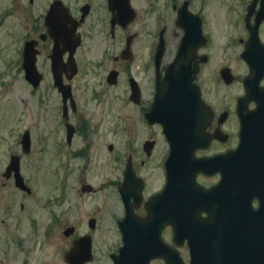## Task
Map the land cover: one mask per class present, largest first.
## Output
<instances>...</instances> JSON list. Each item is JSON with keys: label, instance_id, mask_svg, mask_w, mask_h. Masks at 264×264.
I'll use <instances>...</instances> for the list:
<instances>
[{"label": "flooded vegetation", "instance_id": "flooded-vegetation-1", "mask_svg": "<svg viewBox=\"0 0 264 264\" xmlns=\"http://www.w3.org/2000/svg\"><path fill=\"white\" fill-rule=\"evenodd\" d=\"M222 1L219 4L226 5L223 10L228 18L225 26L226 32L223 36V40H226V45L223 48L227 50L230 47L232 51L236 52L239 60L238 72H235L234 67L231 65H220L217 63L215 52L212 48L213 45L215 47L218 45L217 34L213 29L206 30L209 26V21L211 23V19L207 17L206 20L203 8L207 6L210 10L212 6L216 7L218 3L216 0H198V7L195 5L196 0H146L149 11L157 13L154 20L155 30H149L146 36L145 30L150 28V26L145 24L144 33L141 35L142 38L139 37V33L136 30L131 32L126 30L124 41L127 35L131 36L127 52L123 51L125 47L124 41L122 46L119 47L118 29L122 28L118 25L112 26L110 24L111 11L108 8L107 0H100L98 3L95 0H83L76 5L68 4L65 1L64 3L68 5L69 11L74 18L80 19L83 12H85V17L75 29V39L65 45L61 43L57 46L58 51L55 55H60V62L57 68L56 66L52 67L54 39L50 37L44 25V14L50 2L44 12H37L33 15L32 23L26 26V32L22 37L19 48L18 62L20 64V72L24 74L22 67L23 45L27 40H32L33 48L36 52V69L42 75V81L49 77L51 89L56 92L59 98L60 120L57 125L52 120L47 131V134H50L54 141L55 148L53 149L58 155L60 153L67 154L69 161L83 160V167L81 166L80 173L75 181L76 184L71 183L68 185L67 183L68 190L66 191L64 186L63 208L60 206L61 201L59 199L48 200V204L52 207L51 214L53 219H55L54 221L61 220L64 222L65 227H73L72 234L65 237L68 241V248L71 247L77 237L88 234L87 231H79L78 225L81 223V215H84V212H81L78 203H72L70 191L73 189L78 199L84 194L81 190L82 185L86 183L83 169L87 167L92 157H96L98 153L102 152L104 132L110 134L114 141L121 137L125 141L127 148L128 144L132 145L134 141L139 144L137 148L133 146V151L130 147L131 150L129 148L128 153L123 155L125 160L120 171V177L114 176L108 183L112 188H115L118 194L123 214L125 208L119 190L122 185L123 172L127 161L137 178L133 179L131 192L133 194L138 192L142 198L140 201H135L133 194H130L129 202L133 213L137 215L145 214L146 209L142 202L143 198H147L156 191H162L166 187L167 175L164 162L169 153L168 141L162 131V125L157 122L150 123L145 118V113L150 110L154 101L157 75L161 79L163 78L165 69L172 61L180 38L184 33V28L177 23L180 10L185 9L190 15H199L203 32L207 35L205 44L200 49L196 46L198 50L197 52L195 51L196 58H191L189 61L193 70L196 67L192 75L193 80L200 83V79L212 72V75L215 74L216 81L219 83L222 79L221 71L225 70L228 75H232L234 81L239 82L248 74L247 62L242 58L241 54L252 37L256 41L264 43L263 10H261L262 18L256 20V16L251 14L249 8L253 0H225V3ZM262 1L264 2V0ZM97 4L99 9L95 11ZM252 5L257 8L260 2L254 1ZM163 7L167 11L166 15L161 14ZM237 7L240 8L238 15L235 12ZM262 8L264 9V6ZM168 10L170 11V16ZM92 15H94V19L90 20ZM98 21L106 23L99 25ZM169 21L170 24L167 26ZM214 24H217L216 21ZM241 31L244 32V36L238 35ZM160 33L164 40V50L159 65L156 66L155 51ZM96 34L102 38V41L93 39ZM169 38L174 39L170 44ZM77 39L79 42L74 50L77 71L72 75V71H70L66 63L70 51L68 47L69 44L74 43ZM206 48L210 49L209 53L205 51ZM232 51L230 50L229 54ZM198 53L206 55V60L200 66L199 59H197ZM215 65H218L217 69ZM243 68L244 71H242ZM86 69L101 70L97 90H94L97 96L91 92L92 96L87 100L83 96L84 90L74 88L76 77L80 73L83 74ZM113 69L118 71L114 84L108 81V74ZM54 71L61 79L62 85H69L71 97L67 96L63 100L61 91L59 92L57 87H55ZM119 85L120 87H118ZM108 88L110 90L105 92ZM201 92L205 102L212 108L213 116L203 131L204 138H207V141H203V145L194 150V156L213 157L228 153L222 161H215L207 173L198 172L193 177V180L199 184L198 191L193 193L196 199L194 213L208 223V264H264V130L262 135L258 136L254 147L246 144L244 151L231 153L230 150L234 149L238 143L240 123L236 111V102L242 93L234 95L235 106L233 110L228 104H223L217 110L216 106L204 97L202 87ZM91 99L96 100V103L99 102V105L103 103L104 110L100 112L99 106L96 107ZM87 102L91 103L92 108L88 107ZM254 107V103L246 105V109ZM119 108H125V112L122 114L125 122L123 127L119 125V121L116 119L119 116ZM208 110V107L205 110L201 109L203 118L209 116ZM195 114L191 109L179 114V132H183L184 135L178 136L177 141L188 138L187 133L190 131L187 130V125H192L190 117ZM231 118L235 121L234 128L232 130H229V128L228 130L223 129ZM260 119L261 124H263L264 112H260ZM108 122H111L108 129L102 131V123ZM26 130H28L30 141L27 153L24 152L22 144V137ZM14 134H16V149L11 147L10 151L4 153L6 160L3 168L0 169V264H15L14 262L19 252L17 247L19 238L16 232L20 229L22 214L27 212V207H25L27 202L22 197L26 194H31L32 191H24L17 186L15 175L17 162L12 159V156H21L22 154L27 156L32 153L33 133L30 129L25 128L16 130L13 136ZM158 143L162 144L158 152L160 156V183L157 188L146 194L148 182L147 178L141 175L140 169L154 155ZM107 148L110 152L116 151L114 143H111V146L107 145ZM135 153L140 155L141 158L138 159ZM187 154L189 156L192 155L191 152ZM232 156H236L238 159L233 160ZM21 157L18 162L20 172H22ZM115 159L116 166L114 169L117 170L122 161V156L116 154L114 156ZM69 161L67 166L70 173ZM73 165L77 164L74 163ZM221 169L223 170V183L218 185L222 178ZM190 173L189 170L188 175H184V171L180 170L179 174L176 175V192L172 195L169 205L165 202L162 207L163 214L166 217H175L176 219L180 217V220L183 217L184 209L181 205V198L178 197L182 195V186L185 180L189 182V187L192 184ZM24 180L27 182L25 178ZM139 181H142L141 187ZM102 187L103 185H99V187L93 186V188H89V192L95 193L101 190ZM93 218L96 222V218ZM33 220H35L34 217ZM162 234L166 239H172V227L166 225L162 230ZM174 247L179 249L181 254L183 251L188 253V247L185 242L179 245L174 244ZM64 252L62 253L63 255ZM26 256L28 257V255ZM63 261L65 262L64 257ZM20 264L53 263L50 260L49 262L46 260L31 263L25 259Z\"/></svg>", "mask_w": 264, "mask_h": 264}, {"label": "rangeland", "instance_id": "rangeland-1", "mask_svg": "<svg viewBox=\"0 0 264 264\" xmlns=\"http://www.w3.org/2000/svg\"><path fill=\"white\" fill-rule=\"evenodd\" d=\"M50 1L34 0L33 3H29L28 0H0V169L3 168L6 160L4 153L10 151L11 147L16 149V134L13 136V133L16 130L25 128L30 129L33 133V151L21 158L22 174L32 191L31 194H26L22 197L27 202L25 204L27 212L22 214L20 229L16 232L20 244L18 245L19 252L14 262L15 264H20L25 259L31 263L46 260L49 262L50 260L53 264H66L63 261L62 254L68 248V241L62 235V229L65 225L61 220L53 222L52 207L48 204V200L60 199V206L63 208L62 196L64 188H62V184H76L75 181L78 178L81 166L83 167V160L81 159L69 161L71 169L66 177L68 172L65 167L68 162L67 154H56L55 149H53L55 148L54 141L50 134H47L49 123H52L51 121L53 120V123L57 125L60 120L58 95L51 89L49 77H46L41 82L38 89L32 91L31 86L24 80L22 72H20L19 62L17 63L19 48L22 37L26 32V26L32 23L33 15L37 12H44ZM64 1L68 4L76 5L83 0ZM95 1L98 3L100 0ZM197 1L195 3L196 7H198ZM216 1H218L216 7L212 6L210 10L207 6L203 8L206 20L207 17L211 19V23L209 21V26L206 30L213 29L216 31L218 45L217 47L213 45L212 48L215 52L217 63L220 65H231L234 67V71L238 72L239 60L236 52L232 51L230 47L227 50L223 48L226 45V40H223V36L228 22L227 14L223 10L226 5H220L221 0ZM223 1L225 3V0ZM132 4L136 8L138 15L130 29L139 31V37L142 38L141 35L144 33L145 24L150 26V28L145 30L146 36V32L153 29L155 25L154 16L157 13L149 11L146 0H132ZM97 9H99L98 4L94 10L97 11ZM162 9L161 14L166 15L167 11H165V8L163 7ZM239 10L240 8L237 7L235 11L237 15L240 12ZM168 14L170 16V11ZM93 19L94 15L90 17V20ZM215 21L219 25H215ZM98 22L99 25L106 23ZM169 24L170 21L167 26ZM238 35L244 36L245 34L241 31ZM93 39L102 41V38L97 34L93 36ZM173 40V38H169V44ZM118 41L119 47H121L123 44L121 33L118 34ZM209 50L208 48L205 49L208 53ZM230 50L232 51L231 54H229ZM215 66L217 69L218 65ZM100 71L86 69L74 81V88L84 90L83 96L86 100L92 96L91 92L93 89L97 90ZM242 71H244V68ZM199 82L204 92V97L215 105L217 110L223 104L230 105L233 110L235 106L234 95L244 91L241 81H231L229 84L218 83L215 74L212 75V72L205 75ZM109 90L108 88L105 92ZM92 101L96 107L99 106L100 112L104 110L103 103L99 105V102H95L96 100ZM87 105L92 108L90 102H87ZM123 112H125V108H119L117 120L122 127L125 126V122L122 119ZM110 124L111 122L102 123L101 130L108 129ZM234 126L235 121L231 118L223 129L228 130L229 128V130H232ZM104 134L102 152L98 153L96 157H92L87 167L83 169L85 181L91 183L94 187L103 185L102 189L95 193L83 194L79 199L73 189L70 191L72 203H78L81 212H84V215H81V223L78 225L79 231H88L92 236L94 259L89 264H112L109 252L116 251L121 244L114 219L115 216L121 215L122 204L115 188H112L108 183L114 176L120 177V171L124 164L125 158L123 157L119 164V169H114L116 166L114 161L116 151H119L120 155H124V152L127 154L131 148L133 151V146L139 147L138 142L134 141L132 145L128 144L127 148L124 144L125 141L120 137L114 142L116 151L110 152L107 148V142H112L114 139L110 134L105 132ZM161 146L162 144L158 143L154 155L140 169L141 175L146 177L148 182L146 194L157 188L160 183V156L158 152ZM135 156L138 159L141 158L137 153H135ZM74 163L77 165H73ZM66 185H64L65 191L68 190V185ZM91 216L96 218L93 232L87 226V220ZM49 226L52 227L50 232L47 231ZM182 254L187 260L188 253L183 251ZM151 264H163V260L155 259Z\"/></svg>", "mask_w": 264, "mask_h": 264}, {"label": "water", "instance_id": "water-1", "mask_svg": "<svg viewBox=\"0 0 264 264\" xmlns=\"http://www.w3.org/2000/svg\"><path fill=\"white\" fill-rule=\"evenodd\" d=\"M108 2L111 10L113 8L117 9V14L115 13V17L113 16L112 22H114V20H118L119 22H127V20L133 18L134 13L129 6L128 0H108ZM45 20L48 26V31L53 37L56 46L58 43L64 42L66 36H70L72 31L75 29V23L73 22L72 17L68 14V10L65 9L59 1H56L51 5ZM68 24L71 25L69 26ZM182 53L183 51L176 56L174 62L171 65L172 67H175L176 64H180V61L178 60L186 59L190 54L188 51L187 54ZM24 59L26 78L36 85L39 77H35L34 53L31 49L30 43L27 44L24 49ZM174 71L175 70H169L165 76L166 80L163 82L161 87L159 86V88H162L161 92L158 93H162L163 100L161 101V112L163 117L168 116L170 112L177 111L178 108L181 107L184 89L193 87L195 90H198L196 85L190 86L191 80L178 78ZM244 82L247 91L246 99H249L251 95H254L256 92L258 78L250 77L245 79ZM164 89H166V91ZM260 89V94H263L264 88ZM198 92H195L197 99ZM164 127L169 128V119H164ZM19 179L22 181L20 176ZM121 192L123 191L121 190ZM158 199L159 194L151 197L146 202V208H148V210L151 208L152 214L149 213L147 217L143 218H135L136 220L143 219L142 225L146 226V228L137 231V234L141 235L142 237H133L130 231L126 229V226H122L121 230L123 233L124 243L123 246L119 248L120 255L114 257L116 264H149L150 260L154 257L163 258L165 260V264H184L179 253L167 246L161 239L160 231L161 227L165 224V219L160 213ZM192 200L193 198H191V202ZM126 220L127 218H125L120 223H124ZM89 223L90 225H93V220L91 219ZM172 224L174 223L172 222ZM87 244H89V241H87ZM89 248L90 244L87 246L86 255L89 254ZM79 253H84L83 244L81 242H76L69 253V255H71V260L77 262L76 264H82L83 261V257ZM74 257L75 259H73ZM201 257L202 254L200 252H195L193 250L190 264H205V262L201 261Z\"/></svg>", "mask_w": 264, "mask_h": 264}]
</instances>
